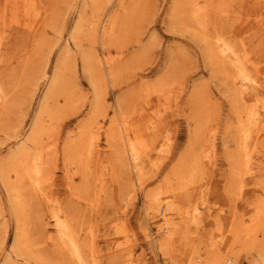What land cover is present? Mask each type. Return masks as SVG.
<instances>
[{"label": "rangeland", "instance_id": "374dc122", "mask_svg": "<svg viewBox=\"0 0 264 264\" xmlns=\"http://www.w3.org/2000/svg\"><path fill=\"white\" fill-rule=\"evenodd\" d=\"M190 1L0 0V163L29 152L41 168L26 187L7 174L13 202L0 178V264H205L212 239L234 264H264V182L239 184L244 105L209 51L246 54L264 101V0H207L195 19ZM121 140L138 143V176ZM156 193L175 210L161 201L149 219ZM53 214L78 259L46 242ZM163 218L177 225L153 247Z\"/></svg>", "mask_w": 264, "mask_h": 264}, {"label": "bare ground", "instance_id": "6f19581e", "mask_svg": "<svg viewBox=\"0 0 264 264\" xmlns=\"http://www.w3.org/2000/svg\"><path fill=\"white\" fill-rule=\"evenodd\" d=\"M200 2H202L201 5ZM254 3H257V0H254ZM188 8V14L195 19L198 18V15L205 14L208 8H212V5L209 6L207 0H191L188 4ZM21 14H27V12L24 11ZM31 34H33V32ZM209 51L211 53V57L216 62V65L223 70H228L227 77L231 82L233 93L235 97L238 98L244 105L243 108H239L237 111V117L241 120V142L239 144V151L235 162L236 176L239 184L246 185L251 182H256L259 178H261V181L264 182V144L262 143V140H264V101L256 99L259 93L258 88H260L258 70L255 65L249 61L246 54V56L241 55L235 47L228 43H212ZM94 62L96 67L99 69H101L102 65H109V62L103 61V59L98 55L95 56ZM3 98L4 96L0 92V105ZM250 102L254 103L250 104ZM36 132L37 128L35 127L31 134L33 141L36 139ZM68 148V145H65L62 148L64 154H66ZM56 152L57 151L54 153ZM254 154L260 156L257 157L254 156ZM118 155L121 167L123 169H128L130 166L131 172L135 176H138L140 170L137 167V161L139 159L138 143L132 142L126 144L123 140H121ZM22 156V159L18 158L20 161H16L14 165L13 158L0 163V178L8 184L7 187L9 193L11 194L12 202L13 198H16L18 192H13V181H10L7 175L9 172H13L14 177L17 179V184L20 186L24 185V187H26L27 184H33L32 182H34L37 177L41 175V168L37 164L35 158L31 157V153L24 152L22 153ZM185 177L186 174H184V172H180L178 181L183 184L186 179ZM165 200L166 198H160L157 193L152 195L148 200L149 204L147 205L145 213L146 216L149 217L150 214H155L161 201H163V205L166 206V209L169 212L174 211V203L172 201ZM123 201L124 200H122V202ZM22 214L23 216L25 215L23 207L19 204L16 211L18 219H23ZM152 218H155V216L152 215L149 217V219ZM52 219L55 234L45 236L46 242L58 253H63L66 250L68 255L78 259V244L74 241L68 224L61 220L57 214H53ZM158 220L159 219H155L153 222ZM176 225L177 224H175L170 218H163L157 225V232L163 237L155 241L153 240L154 237H150L153 247L166 248L169 240L167 233H169L170 229H173ZM17 229H19L18 221L16 223V230ZM42 229L43 232L46 233V228ZM218 230L220 231L221 229ZM234 239L239 240V236ZM65 241H67L68 244H66ZM19 245L20 239L17 237L13 243V247L17 249L19 248ZM218 246L219 243L217 240H210L208 244L210 257L205 264H234L231 259H226L225 257L218 255ZM261 252L264 255V249Z\"/></svg>", "mask_w": 264, "mask_h": 264}]
</instances>
